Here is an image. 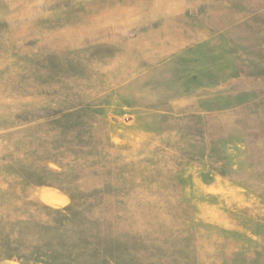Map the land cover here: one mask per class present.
Listing matches in <instances>:
<instances>
[{
    "label": "rangeland",
    "instance_id": "374dc122",
    "mask_svg": "<svg viewBox=\"0 0 264 264\" xmlns=\"http://www.w3.org/2000/svg\"><path fill=\"white\" fill-rule=\"evenodd\" d=\"M0 264H264V0H0Z\"/></svg>",
    "mask_w": 264,
    "mask_h": 264
},
{
    "label": "bare ground",
    "instance_id": "6f19581e",
    "mask_svg": "<svg viewBox=\"0 0 264 264\" xmlns=\"http://www.w3.org/2000/svg\"><path fill=\"white\" fill-rule=\"evenodd\" d=\"M98 10H99V9H98ZM115 11H116V10H115ZM117 12H118V11H117ZM111 15H112V14H111ZM119 15H120V14H119ZM100 20H101V19H100ZM101 22H102V21H101ZM101 22H100V24H102ZM24 26H25V25H24ZM15 33H16V32H15ZM48 41H49V40H48Z\"/></svg>",
    "mask_w": 264,
    "mask_h": 264
}]
</instances>
